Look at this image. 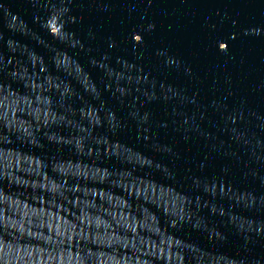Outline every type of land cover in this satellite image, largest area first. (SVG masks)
<instances>
[{
    "label": "water",
    "instance_id": "obj_1",
    "mask_svg": "<svg viewBox=\"0 0 264 264\" xmlns=\"http://www.w3.org/2000/svg\"><path fill=\"white\" fill-rule=\"evenodd\" d=\"M0 264H264V0H0Z\"/></svg>",
    "mask_w": 264,
    "mask_h": 264
},
{
    "label": "snow or ice",
    "instance_id": "obj_2",
    "mask_svg": "<svg viewBox=\"0 0 264 264\" xmlns=\"http://www.w3.org/2000/svg\"><path fill=\"white\" fill-rule=\"evenodd\" d=\"M220 47L223 48V47H225V45L222 44V45H220Z\"/></svg>",
    "mask_w": 264,
    "mask_h": 264
}]
</instances>
